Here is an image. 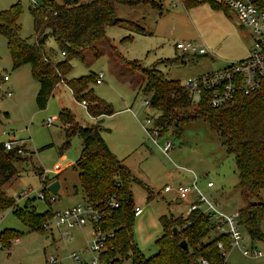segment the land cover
<instances>
[{
    "label": "rangeland",
    "instance_id": "rangeland-1",
    "mask_svg": "<svg viewBox=\"0 0 264 264\" xmlns=\"http://www.w3.org/2000/svg\"><path fill=\"white\" fill-rule=\"evenodd\" d=\"M154 1L158 3L159 10L142 4H116L117 18L133 21L148 33H134L124 24L106 26L105 39L94 43L98 57L84 50V61L71 59V69L65 77L76 78L94 73L95 81L90 85L92 92L109 103L113 110L111 115L101 120L104 128L101 136L112 154L121 159L135 179L141 182L132 181L129 186L134 206L141 209L140 215L132 220L131 231L135 247L145 257L156 251L154 239L161 231L158 217L163 214L184 216L188 204L187 200L176 203L174 192L163 191L164 185L190 184L194 180L205 198L218 210L224 208L228 215L239 208L242 200L236 185L233 157L226 153L205 120L184 123L179 136L174 135L172 129L159 137L149 132L158 111L143 103L149 94H144L140 89L143 77L138 68L154 66L164 77L181 83L187 78L219 70L230 62L245 58L251 46L250 31L242 28L230 12L214 9L206 1H199L187 8L180 0ZM33 2L41 4V0ZM63 2L53 0L56 5ZM14 3H18L20 9L19 37L33 43L29 13L31 0H0V11ZM126 35L130 38L121 40ZM186 41L203 48V53L183 52L175 48L176 42ZM110 46L126 60H136L138 67L132 70V65L129 69L117 62ZM44 48L48 53L53 51V56H59L54 51L56 45L50 36L45 39ZM172 57L176 61L168 63L166 59ZM4 75L8 79L2 80ZM37 88L28 64L12 69L6 40L0 34V141L15 140L13 145H23L28 154H20L21 161L15 164L18 174L2 184L0 192L9 198L10 207L30 202L37 212H43L47 205L51 211L62 210L83 201L77 171L72 167L81 149V140L72 135L67 146L60 151L66 138L58 113L61 108H66L72 122L81 126L95 120L87 115L80 102L72 98L65 79L59 77L54 82L43 109H38L34 102ZM7 92L11 95L7 96ZM190 107L192 105L188 109ZM47 117L54 118L49 125L43 122ZM145 119L149 122L146 123ZM166 141L174 147L163 152ZM55 165L61 169L53 172ZM33 168L42 170L43 175L58 182L57 193L51 194L53 201L45 202L38 198L41 186ZM206 182H211L212 187L206 188ZM258 199L264 200V188L256 195L249 196L250 201ZM10 207L0 210V231L13 229L20 234L10 239L8 247L0 246V264H70L67 258L70 251L82 257L85 255L82 247L90 236V226L70 229L72 240L65 243L54 231L50 235L46 229L42 233L26 227ZM263 223L261 229L264 232ZM213 233L209 232L208 237ZM242 234L247 244L251 241L256 248H264V242L250 240L244 231ZM119 261L130 264L126 258ZM225 261L227 264H264V256H244L237 248L230 247Z\"/></svg>",
    "mask_w": 264,
    "mask_h": 264
},
{
    "label": "trees",
    "instance_id": "trees-1",
    "mask_svg": "<svg viewBox=\"0 0 264 264\" xmlns=\"http://www.w3.org/2000/svg\"><path fill=\"white\" fill-rule=\"evenodd\" d=\"M180 1L185 8L199 1H206L214 9H221L225 13L230 11L222 0ZM251 1L259 7L264 6L262 0ZM116 4H142L157 10L160 8L154 0H64L61 5L54 4L53 0H41L40 5L29 9L34 33L33 43L19 37L18 3L1 10L0 34L6 40L11 67L15 69L20 65H29L31 76L38 85L34 96L38 109L45 107L54 82L61 77L65 79L72 98L76 102L84 101V110L95 120L81 126L72 122L66 108H61L58 113L66 138L60 151L67 146L72 135L81 140V149L72 167L77 171L82 199L90 202L102 213L99 225L102 230L112 233L108 240L110 248L107 247L104 251L107 261L119 264V259L126 258L130 264H201V260L207 264H227L226 252L222 253L216 244L220 242L223 250L228 251V236L215 232L209 215L199 208L184 216L160 215L158 221L161 231L154 239L156 251L150 256H143L133 243L131 226L136 215L129 186L132 181L138 180L112 154L101 136V131L104 130L101 120L104 116L111 115L113 110L109 103L92 92L90 85L95 81L94 73L65 78L71 69V59L84 61V50H89L93 57H98L99 52L94 43L105 39L106 26L124 24L134 33H148L133 21L117 18ZM48 36L56 45L54 51L59 53L58 57L53 56V51L48 53L44 48ZM129 38L126 35L121 40ZM110 50L114 59L124 67L130 69L132 65V70L138 67L136 60H126L112 46ZM166 60L170 63L175 62L176 58ZM138 71L143 77L140 89L144 94H149L148 99L144 100L145 105L158 111L151 122L154 136L159 137L168 129H172V133L179 136L184 123L202 119L216 133L226 153L232 155L236 185L242 200V206L236 211V223L251 240L263 243L261 222L264 221V200L250 201L249 196L256 195L264 188V79L255 90L247 94L236 93L225 105L212 107L207 104L204 94L193 103L191 95L183 90L178 80L164 77L154 66L138 68ZM2 144L0 141V186L18 174L15 164L21 161L20 154L28 155L23 145H13L12 148L5 149ZM33 170L38 175L40 192L45 195L44 201L47 202L46 197L50 193L46 190V185L53 180L43 175L42 170ZM110 196L116 199L117 207L107 206L106 201ZM7 199L9 198L0 192V210L11 206V201ZM10 209L26 227L42 233V225L52 214L48 205L43 212H37L30 202ZM173 227L176 228V233H173ZM211 231L214 233L208 237ZM19 234L20 232L13 229L0 231V246L8 247L10 239ZM206 237L208 239L203 240ZM180 240L185 241L186 251L178 246Z\"/></svg>",
    "mask_w": 264,
    "mask_h": 264
},
{
    "label": "built area",
    "instance_id": "built-area-1",
    "mask_svg": "<svg viewBox=\"0 0 264 264\" xmlns=\"http://www.w3.org/2000/svg\"><path fill=\"white\" fill-rule=\"evenodd\" d=\"M222 1L234 14L239 25L250 31L252 42L247 56L230 62L219 70L196 75L180 83L183 90L191 95L193 101H197L204 94L207 104L212 107L225 105L232 100L236 93L247 94L255 90L264 79V6L259 7L251 0ZM35 5L33 0H31V7ZM174 46L183 52L196 51L203 53L204 51L203 48L197 47L192 41L176 42ZM100 76L101 74L97 78L99 79ZM2 79L6 80L7 76L4 75ZM6 95L10 96V92H7ZM143 103L146 104L145 101ZM80 105L85 108L84 101H81ZM53 120V117H47L43 122L49 125ZM145 122L148 123L149 120L145 119ZM150 133L152 135L155 134L153 130ZM2 145L5 149H10L13 147V142L8 140L3 142ZM173 147L170 142L166 141L163 145V152ZM59 170L58 166L54 168L55 172ZM205 185L210 187L212 183L206 182ZM162 190L174 192L178 200H187V212L199 208L202 212L208 214L215 232L224 233L228 236L229 248H237L244 256H264V248L258 249L252 245L251 241L249 244L244 241L242 229L236 223V214L228 215L219 211L195 186L194 180L190 184L164 185ZM37 195L39 199L45 200V195L42 192L39 191ZM189 196H192V198H188ZM46 200L50 202L54 199L50 194V196L46 197ZM106 204L108 207L118 206L116 199L111 196L107 199ZM133 210L134 215H137L139 207L134 206ZM101 215L102 213L94 205L83 200L81 204L52 211V214L42 226L50 235L54 231L65 243L72 240L70 229L81 228L84 225L90 226V236L84 241V246L82 247V252L85 255L82 257L77 252L70 251L67 254L69 263L114 264L105 258L104 251L107 247L110 248L108 240L111 239L112 233L102 230L100 227L99 220ZM216 245L222 253L227 252L223 250L220 242H217ZM50 261H53V259H50ZM123 261L118 262L122 264ZM201 264L207 263L201 260Z\"/></svg>",
    "mask_w": 264,
    "mask_h": 264
},
{
    "label": "water",
    "instance_id": "water-1",
    "mask_svg": "<svg viewBox=\"0 0 264 264\" xmlns=\"http://www.w3.org/2000/svg\"><path fill=\"white\" fill-rule=\"evenodd\" d=\"M114 178H115V176H113V179H114ZM58 187H59L58 182H57L56 180H53V181L49 182V183L46 185V190H47L50 194L55 195V194L57 193ZM172 231H173V233H176V228L173 227V228H172ZM178 246H179L180 248H182L183 250H185V251L187 250V245H186V243H185L184 240H180V241L178 242Z\"/></svg>",
    "mask_w": 264,
    "mask_h": 264
},
{
    "label": "crops",
    "instance_id": "crops-1",
    "mask_svg": "<svg viewBox=\"0 0 264 264\" xmlns=\"http://www.w3.org/2000/svg\"><path fill=\"white\" fill-rule=\"evenodd\" d=\"M232 15H234L231 11H229ZM236 18V17H235ZM242 27V26H241ZM243 28V27H242ZM251 42H252V38H251ZM249 51V50H248ZM7 79H8V77H7ZM124 81H125V79H124ZM126 82V81H125ZM128 83H129V81H127ZM11 95V94H10ZM106 130V129H105ZM15 141V140H14ZM13 141V142H14ZM62 157V156H61ZM121 160V159H120ZM122 161V160H121ZM124 164V163H123ZM125 165V164H124ZM56 166H58V165H55L54 167H53V172H55L54 171V168L56 167ZM60 169H61V167L60 166H58ZM213 185V184H212ZM206 186V185H205ZM212 186H210V187H206V188H211ZM59 188V187H58ZM175 199H176V203H180V201L181 200H178V198H176V196H175ZM191 199V198H190ZM83 200V199H82ZM240 206H242V204L240 205ZM239 206V207H240ZM186 208H185V212L183 213V215H185L186 213H187V207H188V204H186V206H185ZM201 208H202V206H201ZM238 209V208H237ZM237 209L233 212V213H231V214H236V211H237ZM220 211V210H219ZM221 212H223L224 214H228L227 212H225V210H224V208H222L221 209ZM140 213H141V209L139 208V212L137 213V215L135 216V217H138L139 215H140Z\"/></svg>",
    "mask_w": 264,
    "mask_h": 264
}]
</instances>
